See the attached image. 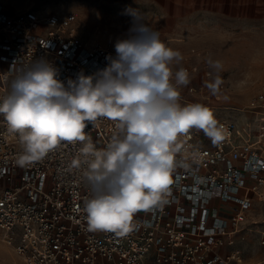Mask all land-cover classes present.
Masks as SVG:
<instances>
[{
	"label": "built area",
	"instance_id": "obj_1",
	"mask_svg": "<svg viewBox=\"0 0 264 264\" xmlns=\"http://www.w3.org/2000/svg\"><path fill=\"white\" fill-rule=\"evenodd\" d=\"M76 27L74 13L10 14L0 0V97L9 91L14 69L31 61L49 62L65 84L106 67V56H115V50L83 45ZM254 101V126L214 113L230 133L220 145L191 130L188 143L201 154L199 162L178 168L168 203L162 210L138 212V229L123 238L86 230L77 208L87 190L58 171L60 153L17 166L19 145L0 116V241L15 252L14 264H245L241 244L248 217L255 203L264 202V87ZM180 103L206 105L182 95ZM111 127L105 120L86 131L101 148ZM79 147L65 151L75 154Z\"/></svg>",
	"mask_w": 264,
	"mask_h": 264
},
{
	"label": "clouds",
	"instance_id": "obj_2",
	"mask_svg": "<svg viewBox=\"0 0 264 264\" xmlns=\"http://www.w3.org/2000/svg\"><path fill=\"white\" fill-rule=\"evenodd\" d=\"M130 14L131 26L116 39L115 56H106L103 69L81 72L65 84L49 62L31 61L14 69L9 91L0 97V116L20 149L16 165L29 167L60 153L58 171L87 190L77 208L86 230L120 238L138 229V212L168 203L178 168L199 162L201 154L188 143L191 130L203 132L213 145L230 135L208 106L180 103L181 88L191 82L186 68L173 71L181 52L135 10ZM206 63L212 69L206 87L215 96L222 64L211 57ZM105 120L112 124L110 136L98 148L86 129ZM77 144L75 154L65 151Z\"/></svg>",
	"mask_w": 264,
	"mask_h": 264
},
{
	"label": "rangeland",
	"instance_id": "obj_3",
	"mask_svg": "<svg viewBox=\"0 0 264 264\" xmlns=\"http://www.w3.org/2000/svg\"><path fill=\"white\" fill-rule=\"evenodd\" d=\"M10 14L36 11L45 16L52 13H74L77 33L87 47L100 44L113 50L117 38L128 31L133 10L161 40L183 56L179 67L189 69L191 82L181 88V95L194 97L213 113L239 125L255 123V98L264 87V12L247 18H231L223 13L198 9L197 6L174 4L171 0H2ZM208 57L222 64V84L213 96L206 87L212 72ZM193 90V91H191ZM233 97V98H232ZM244 106L248 112L222 107ZM205 140V135H202ZM203 140V141H204ZM249 228V229H248ZM264 203L257 204L248 217L246 239L242 248L245 264H259L264 256ZM4 248V249H3ZM0 264H14L15 252L0 241ZM264 264V263H261Z\"/></svg>",
	"mask_w": 264,
	"mask_h": 264
},
{
	"label": "crops",
	"instance_id": "obj_4",
	"mask_svg": "<svg viewBox=\"0 0 264 264\" xmlns=\"http://www.w3.org/2000/svg\"><path fill=\"white\" fill-rule=\"evenodd\" d=\"M171 2L220 12L231 18H247L254 13L264 12V0H171ZM262 203L264 202H257L255 206Z\"/></svg>",
	"mask_w": 264,
	"mask_h": 264
},
{
	"label": "bare ground",
	"instance_id": "obj_5",
	"mask_svg": "<svg viewBox=\"0 0 264 264\" xmlns=\"http://www.w3.org/2000/svg\"><path fill=\"white\" fill-rule=\"evenodd\" d=\"M222 108L232 109V110H236V111H239V112H248V110L244 106H240V105H228V106H225V107H222ZM3 249H0V253L4 254L5 252L3 251Z\"/></svg>",
	"mask_w": 264,
	"mask_h": 264
}]
</instances>
